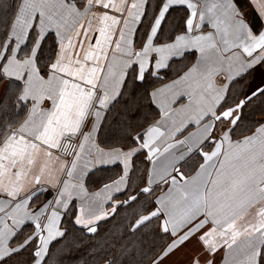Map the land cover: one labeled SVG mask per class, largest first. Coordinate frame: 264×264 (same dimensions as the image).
<instances>
[{
	"label": "crops",
	"instance_id": "crops-1",
	"mask_svg": "<svg viewBox=\"0 0 264 264\" xmlns=\"http://www.w3.org/2000/svg\"><path fill=\"white\" fill-rule=\"evenodd\" d=\"M178 6L187 15L171 35L162 22ZM1 28L0 98L8 81L18 84L23 113L0 138V261L26 223L36 235L31 264L62 236L66 214L88 233L127 223L132 159L143 150L153 204L130 228L159 216L167 235L149 264H258L264 119L241 136L230 130L264 89V0H17ZM46 38L53 54L42 71ZM166 68L148 94L156 118L133 145L114 144L101 130L109 106L128 80Z\"/></svg>",
	"mask_w": 264,
	"mask_h": 264
},
{
	"label": "trees",
	"instance_id": "trees-1",
	"mask_svg": "<svg viewBox=\"0 0 264 264\" xmlns=\"http://www.w3.org/2000/svg\"><path fill=\"white\" fill-rule=\"evenodd\" d=\"M17 0H0V38L5 31L1 26L14 13ZM82 1V0H78ZM161 0H159L160 2ZM157 6H155L156 10ZM154 10V11H155ZM153 11V14H154ZM151 13V15H153ZM187 11L183 7H170L165 14L162 28L167 27L171 35L183 28ZM151 16L145 12L136 33L138 41L146 35ZM170 37V36H169ZM161 38V37H159ZM53 54V43L44 39L36 55L40 69L46 68ZM166 68L153 75L148 70L139 81L128 80L123 93L109 106L102 133L121 146L135 143V136H140L146 126L156 118L157 112L149 101V90L169 76ZM19 85L8 81L0 98V138L21 117L23 108L17 105L16 93ZM241 94V93H240ZM239 94V96H240ZM237 99V97L235 98ZM234 99V100H235ZM228 101L224 102L226 105ZM264 119V89L243 102L240 114L230 132L234 136L249 133ZM147 159L143 150L137 151L132 159V169L128 178L127 192L132 196L126 203L127 217L116 222L101 223L95 232L88 233L83 228L73 225L71 216L63 217L64 233L53 240L41 264H149L151 259L166 243L167 235L159 234V216L151 217L140 225L130 228L134 220L152 208L153 191L144 192L142 187L147 171ZM17 249L4 257L0 264H31L35 258L36 235L32 224H24L11 238ZM258 264H264V245Z\"/></svg>",
	"mask_w": 264,
	"mask_h": 264
}]
</instances>
